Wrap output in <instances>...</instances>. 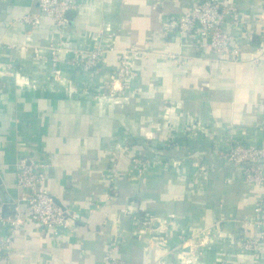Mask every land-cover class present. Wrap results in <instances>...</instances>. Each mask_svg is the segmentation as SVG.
I'll list each match as a JSON object with an SVG mask.
<instances>
[{"label": "crops", "instance_id": "1", "mask_svg": "<svg viewBox=\"0 0 264 264\" xmlns=\"http://www.w3.org/2000/svg\"><path fill=\"white\" fill-rule=\"evenodd\" d=\"M219 2L242 22L225 20L239 45L235 64L201 47L196 31L162 33L191 0H80L60 33L46 15L35 27L12 23L35 13L36 0H0V202L22 206L15 165L27 154L48 164L55 203L79 215L57 240L25 221L11 264H102L116 239L123 264H264V245H237L258 234L264 192L220 155L228 131L245 144L264 142V0ZM57 40L71 51L113 49L85 73L35 57H48ZM125 50L137 52L135 75L108 100L104 87ZM133 159L149 161L141 175Z\"/></svg>", "mask_w": 264, "mask_h": 264}, {"label": "built area", "instance_id": "2", "mask_svg": "<svg viewBox=\"0 0 264 264\" xmlns=\"http://www.w3.org/2000/svg\"><path fill=\"white\" fill-rule=\"evenodd\" d=\"M80 3V0H36L37 11L27 12L15 17L13 24L35 27L41 15L52 19L55 30L60 33L67 24L65 13ZM229 18L230 24L238 28L242 24L237 17L233 6H221L219 0H191L190 8L181 16L164 20L161 31L164 35H183L186 32L196 31L203 41L201 47L211 50L224 62L232 64L240 61L238 41L224 28L225 20ZM61 37V36H60ZM112 47L94 45L86 50H67L65 43L52 42L47 46L48 57L34 53L36 58L49 59L53 64L61 63L71 65L81 72L97 70L106 63V55L112 51ZM62 52L71 53V57L61 59ZM137 55L135 50H125L118 58L112 78L106 83V95L108 100L121 95L130 88V82L134 77L131 68V60ZM177 64H183L185 60L175 55H167ZM14 62L6 64L7 69H13ZM103 95V94H102ZM198 129H187V133L196 136ZM220 155L227 164L241 165L242 177L245 183L255 186L264 192V142L261 145L245 144L233 140L230 131L223 139ZM148 160L133 159L132 170L141 175L143 168L149 166ZM48 164L36 161L32 156L23 154L15 165V186L19 192L21 207L15 206L14 212L9 216L2 215V203L0 202V264H11L13 254L11 244L16 232L25 221H30L47 231L53 239L57 240L72 232L73 224L79 219V215L70 209L58 206L45 185L46 169ZM256 212L259 211L257 207ZM148 223H153L151 219ZM259 231L253 237H241L238 247L243 251H256L264 245V217L258 221ZM123 243L113 240L106 250L102 264H123L118 252Z\"/></svg>", "mask_w": 264, "mask_h": 264}, {"label": "water", "instance_id": "3", "mask_svg": "<svg viewBox=\"0 0 264 264\" xmlns=\"http://www.w3.org/2000/svg\"><path fill=\"white\" fill-rule=\"evenodd\" d=\"M14 208V204H11L9 198L5 197V202L2 205V215L4 217L9 216L11 213L14 212Z\"/></svg>", "mask_w": 264, "mask_h": 264}]
</instances>
